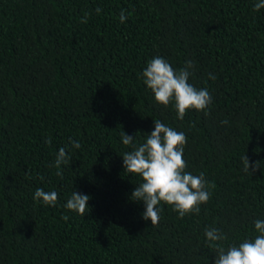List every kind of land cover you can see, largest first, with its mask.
Instances as JSON below:
<instances>
[{"label": "trees", "instance_id": "obj_1", "mask_svg": "<svg viewBox=\"0 0 264 264\" xmlns=\"http://www.w3.org/2000/svg\"><path fill=\"white\" fill-rule=\"evenodd\" d=\"M0 264H264V0H0Z\"/></svg>", "mask_w": 264, "mask_h": 264}]
</instances>
